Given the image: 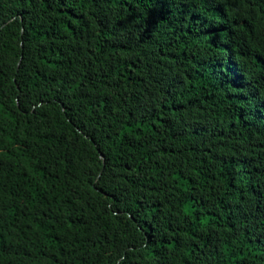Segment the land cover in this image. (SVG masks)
<instances>
[{
  "label": "trees",
  "instance_id": "trees-1",
  "mask_svg": "<svg viewBox=\"0 0 264 264\" xmlns=\"http://www.w3.org/2000/svg\"><path fill=\"white\" fill-rule=\"evenodd\" d=\"M0 264H264V0H0Z\"/></svg>",
  "mask_w": 264,
  "mask_h": 264
}]
</instances>
